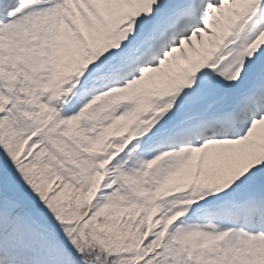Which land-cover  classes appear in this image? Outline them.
Returning <instances> with one entry per match:
<instances>
[{
  "label": "snow or ice",
  "instance_id": "obj_1",
  "mask_svg": "<svg viewBox=\"0 0 264 264\" xmlns=\"http://www.w3.org/2000/svg\"><path fill=\"white\" fill-rule=\"evenodd\" d=\"M0 264H264V0H0Z\"/></svg>",
  "mask_w": 264,
  "mask_h": 264
}]
</instances>
